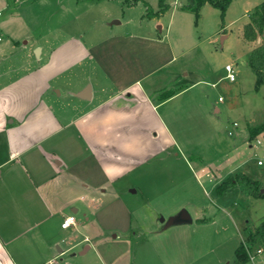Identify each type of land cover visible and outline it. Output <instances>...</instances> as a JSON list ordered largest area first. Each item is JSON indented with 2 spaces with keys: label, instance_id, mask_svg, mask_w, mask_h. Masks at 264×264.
Instances as JSON below:
<instances>
[{
  "label": "crops",
  "instance_id": "crops-1",
  "mask_svg": "<svg viewBox=\"0 0 264 264\" xmlns=\"http://www.w3.org/2000/svg\"><path fill=\"white\" fill-rule=\"evenodd\" d=\"M152 1L0 0V264H238L236 251L256 228L244 236L242 203L259 199L234 187L220 198L222 211L210 210L209 195L248 171L226 146L214 158L187 159L177 123L192 111L183 107L205 117L209 140L226 127L201 92L184 100L205 82L179 84L186 50L175 38L189 24L186 0L134 19L135 7ZM151 8L159 12V0ZM169 90L175 95L161 100ZM241 135L249 138L247 126ZM139 198L158 203L157 215L145 221ZM182 209L191 224L158 220ZM69 216L76 223L63 229ZM245 264H264V254Z\"/></svg>",
  "mask_w": 264,
  "mask_h": 264
},
{
  "label": "rangeland",
  "instance_id": "rangeland-1",
  "mask_svg": "<svg viewBox=\"0 0 264 264\" xmlns=\"http://www.w3.org/2000/svg\"><path fill=\"white\" fill-rule=\"evenodd\" d=\"M263 2L264 0H233L224 18H222L220 11L211 5L201 10L199 19L191 11L181 9V12H183L181 14L185 15L187 20H189V24L185 23V26H180L179 37L175 38L177 41L176 46H181L182 50H186L183 57L176 64L177 66L179 65L178 68L180 66L184 68V73L180 77L179 84H191L196 80L202 79L205 81L196 90L188 93L184 100L192 101L196 92L197 94L201 92L204 98L208 100L209 115L216 116L214 114L215 105L221 108L220 121L226 127V132L223 130L209 140L207 136L211 128L205 117L202 118L198 114L191 117L195 108L183 107V110L192 111L188 115L181 116V120L177 123L179 125L183 124L181 133L184 135L182 141H184V153L187 159L194 162L198 157L199 160H203L206 157L214 158L226 146V152L233 150L231 163L234 166L239 164V162L245 163L248 176L262 183H264V165L259 166L258 161L264 160V133L258 135L253 140H259L260 145H254V143L252 145V141L247 136L241 134L246 131L249 121L255 123L261 120L264 115V86L258 90L256 89V75L249 66L251 52L262 40L259 39L257 43L250 42L245 39L243 34L245 26L250 23L252 10ZM155 5L158 6V0L152 1V5L149 4L147 9L144 4L136 6L133 11L134 19L137 16L139 17V13L152 11L151 7H155ZM84 13L86 14V12ZM64 15L61 16V19L62 17H67V15ZM101 18V14H98L96 16L97 24H91L89 29L91 30L96 25L100 26ZM165 20L167 22V18ZM69 24L72 26L75 23L70 22ZM188 27L191 29L189 32ZM74 28L75 25L73 26V31H75ZM103 28H105V25H103ZM222 34H226L227 36L224 42H222ZM227 64H232L236 70L237 80L235 82L225 79V66ZM221 78L222 80L213 88L212 83H217ZM219 97L225 100L224 103L218 101ZM191 118L194 119L195 125ZM189 123L194 125V131L191 130V124L189 125ZM234 123H238L239 127H234ZM230 130L233 131L234 136L229 135L228 132ZM224 136L226 137V145L224 143ZM212 141L213 150H209L207 145L210 142L212 143ZM207 142L208 144H206ZM204 146L207 148L204 153L205 155L200 154L198 156L196 152L191 153L194 148L201 152ZM190 147L193 148L188 149ZM215 150H218V153H215L217 152ZM227 193L221 194L218 190H215V194L211 193L209 195L211 199L207 198V200L211 211H222L224 203L221 202L222 199L220 198H225ZM223 200L224 202L226 201L225 199ZM138 205L142 208L141 217L146 221L152 216V211H155L154 206L158 207L159 204L153 203L152 206H145V208L143 199L139 198ZM242 205L244 214L241 227H246L244 236H247L248 229L252 228L253 230L264 219V198L259 199L255 204L249 203L248 207L245 203H242ZM154 213L157 215L156 211ZM135 215L139 216L138 213ZM158 218L161 221L163 218L162 214ZM137 220H139L138 217Z\"/></svg>",
  "mask_w": 264,
  "mask_h": 264
},
{
  "label": "trees",
  "instance_id": "trees-1",
  "mask_svg": "<svg viewBox=\"0 0 264 264\" xmlns=\"http://www.w3.org/2000/svg\"><path fill=\"white\" fill-rule=\"evenodd\" d=\"M233 0H186L185 4L181 6L182 10L191 11L199 19L201 16V10L205 5H211L220 11L222 18L226 16L228 8L232 4ZM159 12L154 13L148 11V17H154L158 14L164 13L169 9V5L166 0H159ZM244 37L250 42L261 43L255 46L252 50L249 58V66L256 75V89H260L264 86V2L254 8L250 14V23L247 24L243 31ZM175 95V91H165L160 95L161 100H167ZM247 129L249 133V140L253 142L258 135L264 133V115L261 120L252 123H247ZM234 187L242 188L243 191L255 199L264 198V183L253 180L245 174L239 173L234 177H230L226 182L222 183L218 187V192L223 194ZM259 245L264 248V219L261 224L253 231L249 232L248 239L246 240V246L242 244L236 251L238 264H245L249 262V250L252 246Z\"/></svg>",
  "mask_w": 264,
  "mask_h": 264
},
{
  "label": "built area",
  "instance_id": "built-area-1",
  "mask_svg": "<svg viewBox=\"0 0 264 264\" xmlns=\"http://www.w3.org/2000/svg\"><path fill=\"white\" fill-rule=\"evenodd\" d=\"M225 71H226V79L227 80H229L230 82H235L237 80L236 70H235V68H234V66L232 64H227L225 66ZM220 100L222 101L223 98H220ZM233 126L237 128L238 124L234 123ZM228 133H229V135H233L234 134L232 130H230ZM253 143H254V145H260V141L259 140L253 141ZM258 165L259 166H263L264 165V160H259L258 161ZM75 223H76L75 216H69L62 223V228L63 229H68V228L74 226ZM262 254H264V248H261V249H259L257 251V255H262ZM257 255H255V254H253L252 252L249 251V261H251V262L256 261ZM54 264H56V263L54 262Z\"/></svg>",
  "mask_w": 264,
  "mask_h": 264
},
{
  "label": "water",
  "instance_id": "water-1",
  "mask_svg": "<svg viewBox=\"0 0 264 264\" xmlns=\"http://www.w3.org/2000/svg\"><path fill=\"white\" fill-rule=\"evenodd\" d=\"M118 23V22H115ZM36 56L40 55V49L35 52ZM90 93V87H88L83 93L79 94L80 98L88 99V94ZM192 216L187 209H182L177 215L170 217L167 221L162 218L161 222L165 223L164 228H170L176 225H186L192 223Z\"/></svg>",
  "mask_w": 264,
  "mask_h": 264
}]
</instances>
